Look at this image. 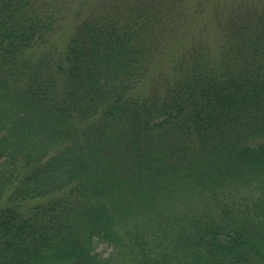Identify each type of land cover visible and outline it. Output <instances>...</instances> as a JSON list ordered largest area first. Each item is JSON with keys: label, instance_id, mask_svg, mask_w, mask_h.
<instances>
[{"label": "trees", "instance_id": "obj_1", "mask_svg": "<svg viewBox=\"0 0 264 264\" xmlns=\"http://www.w3.org/2000/svg\"><path fill=\"white\" fill-rule=\"evenodd\" d=\"M68 14L0 0V264H264V0L145 94L186 0Z\"/></svg>", "mask_w": 264, "mask_h": 264}, {"label": "rangeland", "instance_id": "obj_2", "mask_svg": "<svg viewBox=\"0 0 264 264\" xmlns=\"http://www.w3.org/2000/svg\"><path fill=\"white\" fill-rule=\"evenodd\" d=\"M61 2L69 14L67 19H78L82 17L89 9H91L98 0H49ZM236 0H186L188 5V18L184 29L180 31V35L174 45L171 46L168 53L162 56L150 76L143 81L139 87L140 93H149L153 89L158 91L168 76L171 67L172 58L180 52V50L193 40L205 37L212 46L214 52H217L221 41L222 26L221 22L226 17L231 5ZM70 22L62 26L55 33L52 44L61 45L67 26ZM62 46V45H61ZM97 251L103 256H107L111 251V246L107 242H101Z\"/></svg>", "mask_w": 264, "mask_h": 264}]
</instances>
